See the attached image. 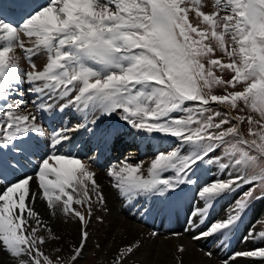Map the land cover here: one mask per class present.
I'll list each match as a JSON object with an SVG mask.
<instances>
[{
  "label": "snow or ice",
  "instance_id": "1",
  "mask_svg": "<svg viewBox=\"0 0 264 264\" xmlns=\"http://www.w3.org/2000/svg\"><path fill=\"white\" fill-rule=\"evenodd\" d=\"M42 55L38 66L33 58ZM65 109L82 122L49 131L40 114ZM105 116L172 145L155 153L147 176L144 161L110 165L118 193L129 202L171 199L195 186L186 231L203 225L193 240L218 236L227 246L264 198V0H0V264L84 259L94 207L106 200L95 158L74 152L72 133L95 135ZM37 137L47 138L42 154ZM212 164L220 174L201 181ZM237 192L224 218L208 220L219 199ZM41 197L53 218L77 225L78 243L65 248L34 209ZM257 225L264 220L245 242L264 240ZM139 247H119L111 264H127ZM240 258L264 264V248L232 252L221 264Z\"/></svg>",
  "mask_w": 264,
  "mask_h": 264
},
{
  "label": "bare ground",
  "instance_id": "2",
  "mask_svg": "<svg viewBox=\"0 0 264 264\" xmlns=\"http://www.w3.org/2000/svg\"><path fill=\"white\" fill-rule=\"evenodd\" d=\"M207 4H210L208 0L206 1V5ZM205 10H207V8H205ZM33 59H34V62L38 66H42L44 63H46V56H43V55L41 57H34ZM20 66L21 68L25 70L28 68L27 61L23 57L20 61ZM68 113H71L75 115L76 117L82 119L81 115L73 111L72 109H65L64 112L53 111L51 114L42 113L41 115H43V117L47 116V124L49 127H52L53 129L55 123L63 122L64 124H67L68 120H66V116L68 115ZM116 121H117L116 117L110 118V119H107L101 122L99 125H97V132L95 135L91 136V141L97 140L99 136H101L102 138L103 136H105V133L109 131H111L112 134L107 136L106 138L107 140L108 139H114V140L118 139L119 141L123 138H127L128 141H133L137 144V142H139V140H141L142 137L145 136L143 141H141L143 142L142 144V149H143L145 145V140H148L149 138L143 133H139L132 128H128L127 125H125L123 122L120 123L117 127H115L114 125ZM122 127H124V129H122ZM81 129L77 132L72 133L73 139L71 143L75 146L73 149L74 152L77 155H79L82 159H84L85 153L77 149V145L79 144L80 140L86 136L85 134L86 130L81 131ZM125 130L127 131L125 132ZM102 132H103V135H101ZM154 135H157L158 137L156 142H154L155 146H157L156 149L161 147V143H163V141L164 143L168 141V139L160 138L158 134H154ZM36 139L40 143V146L43 143L44 144L47 143L46 137L44 138L37 137ZM34 151L38 152V147H36ZM64 151H67V149H65ZM34 157L36 156L31 157V160H34ZM94 158L95 159L92 162V170L96 174L95 179H96L97 184H101L103 190L105 191V194L107 197V206L105 208H108L110 210H109V214H107L105 213V211L103 212L100 209H98L97 211L99 212H97L95 216L93 214V217L91 220V227L89 228V233L91 234H90V239L88 241L87 250L84 253L85 255H90V251L94 248L95 243H98L101 245L102 248H101V251H99L98 256L96 258L98 259L97 264H111V261L114 258L116 250L119 247H122L129 243L139 242L140 244L139 249L131 257V258L136 257L135 264H178V257H181V255H182L184 264H221V262H219L218 260H217L218 262L215 263L213 262V260L206 259L207 257H205L206 256L205 253L203 252V250H201V247L205 246L206 244L204 240L203 241L200 240L199 242H196L194 240L193 242H196V243H193L191 242L190 240L191 238L189 237L188 238L183 237L181 240L179 239L178 241H176L173 238L168 237L169 234L167 233H169L174 227H176L177 230H182V221L180 217L174 213L178 212L180 215H185V213L188 210V209L186 210V207L185 208L179 207V210L178 208H176L174 211H171L172 206H167V205L172 198L169 199L167 196L166 198H168L169 202L168 203L162 202V204L164 206H167L166 208L168 212L171 211L172 215L170 214L168 215L167 213H165L162 218L160 217V220L162 222L158 224V216H156L157 217L156 220L155 219L153 220V219H150L146 215V213L151 212V214L153 215L154 211H149V209L151 206H154V204L157 203L156 202L157 200L155 199H159L160 201V198L151 197V198H148L147 200H145L144 198H140L138 201H132V202H129L127 200L122 201L123 200L121 198L122 196L118 193L117 189H115L112 186L113 182L111 178L107 175L108 168L103 169V165H104L103 157L96 156ZM149 165H150V162H146L142 169L145 176H147L146 169ZM28 169L29 171H31L30 166ZM34 187L35 186H33V188ZM189 197L191 198L192 196L189 195ZM120 198L122 200H120ZM150 202H152L151 205H150ZM188 202L189 201L186 202L187 205H188ZM175 203L178 205V202L174 200V205ZM128 206L130 207L129 209L134 210L135 212L134 214L128 215V212H127ZM35 207H37V209L41 212V214L43 215L45 219L51 222L49 224V227H51L57 235L63 238V244L65 248L70 247L74 243H78L77 225L75 223L73 222L66 223L64 221V218L61 216V214H58L57 220H55V218H53L50 215V213L47 214L46 211H44L43 207L40 204H38L37 201H36ZM154 207H155L154 209L156 210L157 204ZM105 208L103 209L106 210ZM124 210H126V212H124ZM161 210H162V205L158 204V210L155 212L158 213V211H161ZM260 211H261V215H256V219H254L255 221L264 220V202L261 204ZM218 212L219 214L223 213L219 211L218 205H217V207H215V209H213L212 211L213 215L211 213L208 220H212V219L215 220L216 218L215 214ZM224 214L225 213L222 214L223 218H224ZM97 216L104 217L103 224H100L97 221L96 219ZM172 216H174V218H172ZM169 223H171V226H169ZM185 225L186 223L184 224V226ZM243 234L241 235L242 237H243ZM215 238L216 240H219L221 237L215 236ZM177 242H180L183 245H185L186 251L183 254L177 253L175 251L176 249L175 244ZM247 243L248 245L247 246L244 245L245 248H243L245 251L250 250L252 249V247H254L252 246L254 242L249 241ZM262 245L255 244V246L257 247H260ZM225 247L227 249L229 248V246H225ZM236 251L237 252L241 251V250L238 251L237 245L233 247L232 250H229V253L228 255L226 254L227 256L225 257V259L228 256H230L232 252H236ZM175 255L177 256V258H175ZM248 262H249L248 260L240 258L237 260L236 264H246ZM127 264H131V263L127 261Z\"/></svg>",
  "mask_w": 264,
  "mask_h": 264
},
{
  "label": "rangeland",
  "instance_id": "3",
  "mask_svg": "<svg viewBox=\"0 0 264 264\" xmlns=\"http://www.w3.org/2000/svg\"><path fill=\"white\" fill-rule=\"evenodd\" d=\"M206 1L207 0H205V3H206ZM208 2L209 3H211V0H208ZM218 55H220L219 53H218ZM77 123L79 122V119L76 121ZM172 145L170 144V146H168V147H166L165 149H168L169 147H171ZM124 149H125V154L119 159V161H122V160H124V158L125 157H128L129 159H130V161L132 162V163H134V162H137V161H144V162H146V161H150L153 157H154V155H155V153L158 151V149H154V145H152L151 143H146L145 145H144V148L143 149H141V145L139 144H135L134 142H128V143H126L125 145H124ZM217 155H219V152H217L216 153ZM91 155H92V153H91ZM85 157V156H84ZM117 162H114L113 164H116ZM30 167H31V165H30ZM107 169V168H106ZM171 174V173H170ZM220 173H219V170H218V166L217 165H215V164H212V165H204L202 168H201V170H200V172L198 173V176L200 177V180L201 181H204V180H211V179H214V178H216L218 175H219ZM169 175V174H168ZM33 186H35V185H33ZM101 186V185H100ZM34 189H35V187H34ZM194 189H195V187H194ZM195 191H196V189H195ZM240 195V192H237V193H234L233 195H231V196H228V197H225V198H221V199H219L218 200V202H216L215 203V205H214V207H213V209H215V207H217V205H218V209H219V211H221V212H223V213H225L226 214V212H229V211H231V209H230V205H232L233 204V202H234V200L238 197ZM123 200H122V199ZM120 198V200H122V201H125V199L123 198V197H121ZM157 198H160V197H157ZM255 201H257V203H252V205H251V207H250V209L248 210V212H247V214H246V216H245V218H244V221H243V223L241 224V226H242V229H238L237 230V232H238V234H237V236H236V239L238 238L239 239V241H238V239H237V242H235L236 241V239H235V241L233 242V246H232V248H230V249H227L225 246H224V244H223V240H224V238L223 237H221L219 240H216V238H212V237H208L207 239H201L202 241L204 240V242L206 243L205 244V246H202L201 248H206V250H210V251H214V253H213V257L211 258V259H209L208 257L206 258V259H209V260H213V262H221L222 260H223V258H220L221 256H220V253H221V251L223 250H225L224 251V255L225 256H227L228 255V253H229V250H232L233 249V247H235L236 245H237V247H238V251L239 250H241V251H245L243 248H245V246L244 245H248V243L246 242V244H245V241L243 240V238L247 235V233H248V229L249 228H251L252 227V225L253 224H256V222L257 221H255L254 219H256V215H261V211H260V209H261V204L264 202V198L263 199H257V200H255ZM164 202H169L168 201V198H165V200H164ZM190 202H188V204H189ZM197 203V201L196 202H194L193 204H192V206L193 205H195ZM202 203V204H201ZM199 204H201L200 206L202 207L203 206V202H199ZM192 206H188V207H186V210H187V212L185 213V215H180L178 212H176V213H174V214H176V215H178L179 217H180V219H181V221H182V230H177V228L176 227H174L169 233H167V234H169V235H171V234H173L174 233V235H173V239L175 238V236H177L176 238H175V240L176 241H178L179 239L181 240L183 237H189V238H191L190 240H192V241H194L193 239H192V236L193 235H196L197 234V231H199V230H203L202 228H203V225H201L200 226V228L199 229H197V231H192V230H188L187 231V233H184V231H185V227H187L188 229H190L191 228V225L189 224V217H190V215H191V211L190 210H192L191 209V207ZM128 208H130L129 206H128ZM108 209V208H107ZM213 209L210 211V215H211V213H212V211H213ZM110 210V209H109ZM101 211H105L104 209H102ZM130 211H132V212H130ZM95 213L97 212V211H94ZM121 212V211H120ZM124 212H126V210H124ZM127 212H128V215H132V214H134L135 212H134V210L133 209H128L127 210ZM158 213H160L159 211H158ZM168 215L170 214V215H172V213H171V211H167L166 212ZM222 213V214H223ZM109 214V213H108ZM222 214H219V212L218 213H216L215 215H216V218H215V220H218V219H222L223 218V216H222ZM225 214H224V216H225ZM164 215V214H163ZM209 215V216H210ZM212 215H213V213H212ZM214 215V216H215ZM172 218H174V216L172 217ZM103 220H104V218H102ZM153 220L155 219H157V217H153L152 218ZM197 220L199 219V218H196ZM213 220V219H212ZM185 221V222H184ZM160 222H162L161 220H160V216H158V224H160ZM186 223V225L184 226V224ZM183 226H184V228H183ZM189 226V227H188ZM240 227V226H239ZM262 227H264V225H257V231H259V230H261V228ZM191 231V232H190ZM236 232V233H237ZM245 232H247V233H245ZM176 233V234H175ZM177 233H178V235H177ZM244 233V234H243ZM243 234V237L241 236ZM169 235H168V237H169ZM172 236V235H171ZM179 236V237H178ZM172 238V237H171ZM242 239V240H241ZM191 241V242H192ZM196 242H199L200 240H195ZM231 241H233V240H231V238L229 239V241H228V245L227 246H229V247H231L230 245H231ZM209 242H211V245L209 246V248H207V245L209 244ZM249 242V241H248ZM194 243V242H193ZM217 243V244H216ZM255 244H259V245H262V244H264V240H257L256 242H254ZM253 243V245L252 246H254V247H252V249L253 248H264V245H262V246H260V247H257V246H255V244ZM180 244H182V243H180V242H177L176 244H175V247H177V246H179ZM221 244V245H220ZM97 245L99 246V247H97ZM212 245L214 246V247H212ZM222 246V247H221ZM223 246H224V249H223ZM184 247H185V245H184ZM49 248L50 249H48V251H52V247H51V245L49 246ZM101 245L100 244H98V243H95V246H94V248L90 251V255H85L84 256V259L80 262V264H97V262H98V259H96L97 258V256H98V253H99V251H101ZM219 252H218V251ZM251 250V249H250ZM237 252V251H236ZM227 254V255H226ZM216 255H218V256H216ZM88 256V257H87ZM206 257V256H205ZM136 257H133V258H131V259H129L128 260V262L129 263H131V264H135L136 263V259H135ZM131 260V261H130ZM135 260V261H134ZM218 260V261H217ZM249 261V260H248ZM251 261V262H250ZM248 263H246V264H261V262L259 261V260H250Z\"/></svg>",
  "mask_w": 264,
  "mask_h": 264
}]
</instances>
